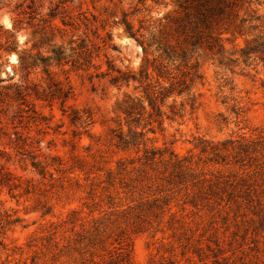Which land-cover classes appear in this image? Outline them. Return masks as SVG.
I'll return each instance as SVG.
<instances>
[{
  "label": "rangeland",
  "instance_id": "374dc122",
  "mask_svg": "<svg viewBox=\"0 0 264 264\" xmlns=\"http://www.w3.org/2000/svg\"><path fill=\"white\" fill-rule=\"evenodd\" d=\"M177 9L178 0H0V175L16 184L0 186V264H105L110 240L93 256L72 248L65 221L74 210L99 216L107 169L142 168L152 149L183 159L188 189L166 192L170 212L145 231L128 229L133 264H264V5L242 10L220 46L190 54L179 70L189 91L159 113L125 115V96L142 94L112 84L109 68L138 72L157 56L124 19L147 45L152 24ZM171 109L182 117L168 119ZM119 134L136 145L123 148ZM152 168L169 179L170 166Z\"/></svg>",
  "mask_w": 264,
  "mask_h": 264
},
{
  "label": "trees",
  "instance_id": "16d2710c",
  "mask_svg": "<svg viewBox=\"0 0 264 264\" xmlns=\"http://www.w3.org/2000/svg\"><path fill=\"white\" fill-rule=\"evenodd\" d=\"M252 4L264 5V0H199L197 3L193 0H178V9L174 10V15H167L152 24L153 30L149 32L150 42L147 45L136 36L131 24L124 19L123 24L128 35L142 47L143 53L147 54V48L154 46L153 52L157 53V56L153 57L150 66L141 65L138 72L108 69L115 73L111 77L112 84L126 87L133 85L134 90H139L142 94L137 98L126 95L122 101V112L127 116H131L135 111L149 113V109L159 113L160 106H164L167 99L187 93L189 87L186 75L179 71L180 66L189 67L190 54L194 50H212L215 42L220 46L221 35L233 34L238 30L245 21L239 19L240 12L249 9ZM144 60L149 62L146 56ZM179 61L174 68L167 64ZM165 83H169V86H165ZM171 113L172 117H168L170 120L182 117L181 110L171 109ZM129 133L132 134L131 137L136 134L131 132L130 126ZM141 135L144 136L143 130ZM131 137L127 139L119 134L118 141L123 148L135 146V140ZM140 161L143 167L134 168L132 171H128L126 166L123 167L124 163H118L115 170L107 169L106 179L102 181L105 185L101 187L107 198V209H96L99 216L93 215L94 210H90L86 216H82L78 211H71L65 221L71 225L65 231L72 234L68 237V246L72 245V248L80 250L87 248L93 256L96 255L97 248L106 250V243L110 240L112 248L107 250L108 259L101 258L102 262L133 264L128 229L145 231V227L151 225V216L159 220L170 212L169 204L165 202L166 192L176 188H179L178 191L182 188L188 189V180H184L186 175L184 176L183 159L173 153L165 156L161 151L152 149L149 153L146 151ZM155 163L172 168L169 179L158 178L152 173L155 172L152 168ZM78 169L81 171L82 168ZM134 172L135 175L132 174ZM9 176L12 177L8 171L0 175V186H16L15 182L7 179ZM207 182L206 178H202L194 182V185L200 184L201 190ZM174 218L172 217L173 221ZM174 223H179L180 227L184 226L183 221L179 219Z\"/></svg>",
  "mask_w": 264,
  "mask_h": 264
}]
</instances>
